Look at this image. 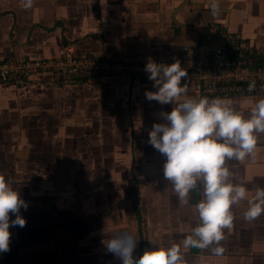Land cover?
Masks as SVG:
<instances>
[{
    "label": "crops",
    "instance_id": "1",
    "mask_svg": "<svg viewBox=\"0 0 264 264\" xmlns=\"http://www.w3.org/2000/svg\"><path fill=\"white\" fill-rule=\"evenodd\" d=\"M0 0V60L57 56L64 43L79 56L147 63L151 58L190 69L192 50L211 46L223 28L264 53V0ZM39 78L50 79V74ZM188 95L221 98L247 118L264 92L204 96L191 79ZM153 81L128 75L40 86L0 85V174L32 211L34 264H121L105 247L117 232L138 240L134 256L157 246L180 245L184 264H264V213L244 212L264 189V133L254 154L227 161L231 181L248 199L232 206L234 220L219 245L183 248L199 223L202 185L181 204L164 179L166 157L149 143L174 104L147 100ZM184 97H181L183 100ZM21 209L24 217L27 213ZM24 213V214H22ZM27 219V216L24 217ZM26 228V229H27ZM29 233V232H28ZM223 247L217 255L212 249Z\"/></svg>",
    "mask_w": 264,
    "mask_h": 264
},
{
    "label": "clouds",
    "instance_id": "2",
    "mask_svg": "<svg viewBox=\"0 0 264 264\" xmlns=\"http://www.w3.org/2000/svg\"><path fill=\"white\" fill-rule=\"evenodd\" d=\"M25 10L31 9L34 0H21ZM212 15L219 14L216 0L210 5ZM144 71L153 81L155 92L147 91L149 101L160 105L174 104L173 110L161 112L163 123H156L149 132L148 143L166 157L163 165L164 179L170 181L181 204L189 203V194L202 185V199L196 204L199 223L191 235L183 239V248L206 249L224 239V229L231 228L234 215L232 206L248 199L245 187L231 181L234 175L227 161H243L254 154L258 135L264 133V99L258 100L249 117L235 110L221 98H196L188 95L186 68L179 60L171 65L157 63L149 58ZM254 85H249L251 90ZM181 97H184L181 100ZM244 219L252 221L264 213V189H257L248 200ZM28 204L12 182L0 174V254L10 251V227L26 226L21 209ZM15 216V219H11ZM138 240L129 231L117 232L105 242L107 251L121 264H184L180 245L157 246L134 256ZM212 251L219 255L223 247Z\"/></svg>",
    "mask_w": 264,
    "mask_h": 264
},
{
    "label": "built area",
    "instance_id": "3",
    "mask_svg": "<svg viewBox=\"0 0 264 264\" xmlns=\"http://www.w3.org/2000/svg\"><path fill=\"white\" fill-rule=\"evenodd\" d=\"M211 38L214 45L198 46L191 52L193 63L187 73L193 86L204 96L212 97L264 92V53L223 28L211 31ZM145 65L144 62L79 56L71 43H64L57 56L0 60V85L40 86L104 75H128L149 80ZM42 74H50L51 78H39ZM249 85L254 87L250 90Z\"/></svg>",
    "mask_w": 264,
    "mask_h": 264
},
{
    "label": "rangeland",
    "instance_id": "4",
    "mask_svg": "<svg viewBox=\"0 0 264 264\" xmlns=\"http://www.w3.org/2000/svg\"><path fill=\"white\" fill-rule=\"evenodd\" d=\"M31 212L32 211H27L24 216H27V227L32 226L30 224L32 223V218H30L31 216H29L31 215ZM11 219H15V216H11ZM26 226L24 228H20L19 226L10 227V251L4 254H0V264H34V242L36 241V239L34 240L32 229H29Z\"/></svg>",
    "mask_w": 264,
    "mask_h": 264
}]
</instances>
